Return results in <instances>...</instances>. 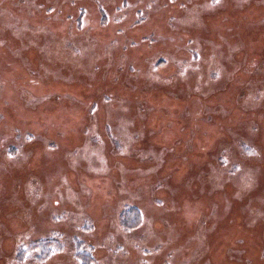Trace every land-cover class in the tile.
Listing matches in <instances>:
<instances>
[{
    "label": "rangeland",
    "instance_id": "obj_1",
    "mask_svg": "<svg viewBox=\"0 0 264 264\" xmlns=\"http://www.w3.org/2000/svg\"><path fill=\"white\" fill-rule=\"evenodd\" d=\"M0 264H264V0H0Z\"/></svg>",
    "mask_w": 264,
    "mask_h": 264
},
{
    "label": "bare ground",
    "instance_id": "obj_2",
    "mask_svg": "<svg viewBox=\"0 0 264 264\" xmlns=\"http://www.w3.org/2000/svg\"><path fill=\"white\" fill-rule=\"evenodd\" d=\"M185 209H186V208H185ZM184 212H185V213H187V214H191V213H192V211H191V210H187V211H186V210H184Z\"/></svg>",
    "mask_w": 264,
    "mask_h": 264
}]
</instances>
